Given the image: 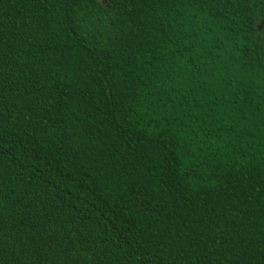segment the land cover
I'll list each match as a JSON object with an SVG mask.
<instances>
[{
    "label": "trees",
    "instance_id": "trees-1",
    "mask_svg": "<svg viewBox=\"0 0 264 264\" xmlns=\"http://www.w3.org/2000/svg\"><path fill=\"white\" fill-rule=\"evenodd\" d=\"M264 0H0V264H264Z\"/></svg>",
    "mask_w": 264,
    "mask_h": 264
},
{
    "label": "snow or ice",
    "instance_id": "snow-or-ice-1",
    "mask_svg": "<svg viewBox=\"0 0 264 264\" xmlns=\"http://www.w3.org/2000/svg\"><path fill=\"white\" fill-rule=\"evenodd\" d=\"M261 29L264 30V22L261 23Z\"/></svg>",
    "mask_w": 264,
    "mask_h": 264
},
{
    "label": "water",
    "instance_id": "water-1",
    "mask_svg": "<svg viewBox=\"0 0 264 264\" xmlns=\"http://www.w3.org/2000/svg\"><path fill=\"white\" fill-rule=\"evenodd\" d=\"M260 27H261V25H260Z\"/></svg>",
    "mask_w": 264,
    "mask_h": 264
}]
</instances>
